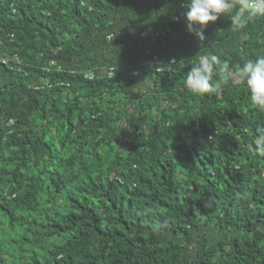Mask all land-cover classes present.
Here are the masks:
<instances>
[{"label": "trees", "instance_id": "16d2710c", "mask_svg": "<svg viewBox=\"0 0 264 264\" xmlns=\"http://www.w3.org/2000/svg\"><path fill=\"white\" fill-rule=\"evenodd\" d=\"M182 3L0 0V264H264V112L185 86L264 56V16L200 41Z\"/></svg>", "mask_w": 264, "mask_h": 264}, {"label": "clouds", "instance_id": "9594fccd", "mask_svg": "<svg viewBox=\"0 0 264 264\" xmlns=\"http://www.w3.org/2000/svg\"><path fill=\"white\" fill-rule=\"evenodd\" d=\"M182 7L186 9L184 16L188 32L200 41L205 39V28L221 16L232 14L235 29L245 27L253 18L264 16V0H183ZM214 72L218 76L215 83ZM229 82L245 84L251 102L258 111L264 112V56L249 59L242 66L232 67L228 63H221L216 55H200L188 72L185 86L197 95L215 94L221 85ZM253 144L256 153L264 156V128L257 129Z\"/></svg>", "mask_w": 264, "mask_h": 264}, {"label": "built area", "instance_id": "2783aa9c", "mask_svg": "<svg viewBox=\"0 0 264 264\" xmlns=\"http://www.w3.org/2000/svg\"><path fill=\"white\" fill-rule=\"evenodd\" d=\"M175 18L177 19L178 17H175ZM148 33L153 34V35H158L159 34V32L156 29H154L153 27H149V28L145 29L144 32H143L144 35H146ZM0 59L3 62H7L8 61L7 57H5V56H3L1 54H0Z\"/></svg>", "mask_w": 264, "mask_h": 264}]
</instances>
